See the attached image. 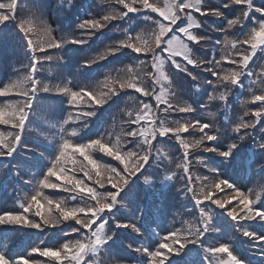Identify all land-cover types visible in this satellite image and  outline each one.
Returning <instances> with one entry per match:
<instances>
[{"label":"snow or ice","instance_id":"obj_1","mask_svg":"<svg viewBox=\"0 0 264 264\" xmlns=\"http://www.w3.org/2000/svg\"><path fill=\"white\" fill-rule=\"evenodd\" d=\"M65 3L70 10L72 0ZM22 7L26 12L18 15ZM44 8V0H0V43L14 42L27 61L14 79L0 81V125L7 129L0 130V172L4 182L31 186L18 210L0 211V264H264V188L247 187L264 180V0H112L102 14L77 16L73 30L59 38ZM197 14L223 19L226 26L209 25ZM140 20L149 31L136 30ZM113 30L118 37L108 35ZM213 31L224 35L214 38ZM101 38L111 43L94 48ZM208 42L219 58L197 54ZM76 52L94 54L72 61ZM123 58L129 63L115 74L109 71L95 84L85 79ZM54 59L68 61L58 67L72 78H40L43 62ZM177 88L191 102L178 103ZM125 96L135 107L120 109L126 119L118 131L115 123L104 128L101 118ZM230 96L243 108L235 121L228 116ZM216 101L223 123L211 111L210 119L201 118ZM44 109L52 120L40 115ZM37 117L44 120L39 131L33 128ZM167 141H175L179 155L169 154ZM194 161L206 171L194 172ZM238 177L246 178L244 188ZM172 184L195 218L153 244L159 233L146 227L149 208ZM45 189L69 195L53 199ZM141 190L147 203L138 199ZM48 228L71 238L59 246L41 240L19 252L8 235ZM227 229L248 255L227 239ZM194 248L198 259L186 260Z\"/></svg>","mask_w":264,"mask_h":264},{"label":"trees","instance_id":"obj_2","mask_svg":"<svg viewBox=\"0 0 264 264\" xmlns=\"http://www.w3.org/2000/svg\"><path fill=\"white\" fill-rule=\"evenodd\" d=\"M27 3H31V0H26ZM88 3V7L93 15L100 13L102 14L104 11L108 10L109 7L112 5V0H93L92 2H89V0H72V4L69 10V5L67 3L61 5V0H44L45 8H44V19L47 20L49 25L53 29H57V31L54 33V35L59 38L61 35H63L66 32L72 31L74 28V21L76 20L77 16L82 17L83 11L85 10L84 4ZM213 2H218V0H213ZM257 3H260V0H257ZM61 7H63V11H61ZM118 7V6H116ZM226 14L231 17V13H228L227 10ZM26 12V8L22 7L18 15H24ZM86 14V13H85ZM84 14V16H85ZM239 11L235 13V15H239ZM258 15V14H257ZM198 16V14H197ZM201 20H205L203 17H199ZM209 25H215V26H226V21L223 19H218L215 17H207L206 18ZM117 24H121L123 22H114ZM132 23V22H131ZM12 24L9 22V27H11ZM136 30L137 31H149L150 25L142 20L136 22ZM60 29H63V31H60ZM107 32V30H105ZM231 33H237V29H231L229 30ZM77 34L78 30H77ZM210 35H212L214 38L217 36L222 37L224 33H218V32H210ZM214 34L216 36H214ZM223 34V35H222ZM109 36L118 37V33L116 30H113L112 32H108ZM95 39V38H94ZM102 39L101 41H96L94 48H100L103 46H106L107 44L111 43V40ZM91 42V41H90ZM209 46L207 49H200L197 54L206 53L209 57H211L213 54L219 58V50L214 49L212 47L211 42H208ZM87 47V46H84ZM50 53H56V50L51 49L49 50ZM92 53H83V52H76L70 54L71 60L76 61L80 59L84 55H93ZM111 59V58H110ZM67 60H53V61H45L43 62V67L40 72V78L49 82H57L59 79H61L63 76L68 75L67 69H61L58 67V65H63L67 63ZM27 61L23 60L21 50L14 42H3L0 43V81L7 82L10 78L14 79L17 74L22 73L25 69L23 68V64H26ZM82 63V60H81ZM107 64L106 61L101 62ZM129 63V60L127 58H123L121 61H116L112 64H107V67L100 69L99 72L94 73L93 75L86 77L85 79L91 80L93 84H95L99 80H103L105 74H107L109 71H113L114 69L123 68L125 64ZM95 67V66H94ZM225 67H231V65L225 64ZM72 72H75V66L72 68ZM113 74L115 72L113 71ZM123 75V73H121ZM207 75V74H203ZM68 78H72V76L68 75ZM76 82L75 79L73 81ZM176 101L178 103H183L185 101L191 102V97L189 94L184 90L183 88H177L176 89ZM41 95H47V94H41ZM135 96H138L139 94H133ZM244 97H241L243 99ZM4 99V98H0ZM230 104H231V111L229 112L228 116L232 120H238L239 117L243 114V108L241 107L239 100H235L234 96H230L229 98ZM154 103V102H153ZM125 106L129 108L135 107V102L133 100H128L127 96H125L124 100L120 101L119 107H113L108 112L104 114V116L101 118L103 120V127L111 129L113 123H115L116 130H119L120 127V121L122 119H126L124 114L120 111L121 108H124ZM249 107H252V105H249ZM103 111V109L101 110ZM208 111H211L216 114V120L218 123L224 122V114L221 110L220 102H212L207 110H204L201 114L202 119H210L208 116ZM41 116L44 117V120H52L53 115L48 109H44L41 113ZM172 117H170L171 119ZM247 119V118H246ZM44 120H41L39 117L36 118V124L33 125L34 129H37V125L44 124ZM47 125H45L46 127ZM0 130H7L6 126L0 125ZM39 131V129H37ZM191 131V130H190ZM81 135H84L81 133ZM185 136L188 135V133L184 134ZM198 135V134H196ZM42 139V137H41ZM166 139V138H165ZM163 147L169 152L170 155H179V153L176 151V149L179 147L175 144V141H167L163 145ZM205 156L211 155V154H204ZM95 157L103 160L105 163H110L112 165H116L118 162L111 160L109 157L103 156L101 153H95ZM78 159L82 160V157H79ZM259 158H257L256 163V170L259 168ZM71 167V163L68 165ZM192 170L194 172H205L206 170L202 169L199 164H197L195 161L192 165ZM155 169H149V172H155ZM76 174L78 176H83L82 172L77 171ZM162 175V173H161ZM55 179V178H53ZM86 179V178H85ZM245 180L246 178H239L238 182L240 183L241 188L245 187ZM87 183H91L90 180L86 179ZM177 184H172L168 190L166 195L164 196L161 205L159 206V221H160V237L159 240L156 241L153 244L159 243L160 239L167 235L169 232L173 231L174 229L185 227V221H192L194 220V216L189 214L184 205H187L188 207H191V204L188 203L187 200H181L177 197L176 188ZM247 187H255L257 191H260L262 188H264V180H256L253 183H249ZM230 191V190H225ZM46 195H50L53 197V199H61L69 193H65L63 191H58L55 189H45L44 190ZM25 194H31V186L30 185H23L22 182L17 184L14 180L9 179L6 182L3 181V172H0V211H3L5 209L7 210H14L16 209V204L19 199H22ZM150 195V193L148 194ZM214 195L224 196V191H217L214 193ZM138 199L143 200L145 203L148 201L145 199V193L141 190L138 193ZM232 203H235V198L232 199ZM158 204V200L155 202L154 205L150 206L149 212L152 211L153 207H155ZM229 207L231 205H228ZM35 209V204L33 205V210ZM18 210V209H16ZM124 212V210H121ZM42 213L47 212L46 207L41 208ZM38 219V218H37ZM73 223V222H68ZM255 223V222H253ZM64 227V226H62ZM2 231V229H0ZM257 231H260L259 225H257ZM227 232L229 233L227 239L230 240L233 244H237V251L241 252L242 254L247 255V247L246 246H239L237 240L234 238V236L231 234V229H227ZM26 233H31V235H27ZM54 229L48 228L46 229L45 233H39L36 232V230H22L18 234L9 232L8 235H13L17 242V248L16 250L19 252H23L25 249L29 248V246H36L37 244H40V241L43 240L47 245L52 246L56 245L59 246V243H62L66 239H70L71 237H64L62 233H57V235H53ZM243 239V238H241ZM153 242V241H152ZM208 243H213V241L209 240ZM192 247V246H190ZM191 258V261H196L198 259L197 257V250L193 249L191 253H189V256ZM186 257V258H188ZM38 259H46L43 257H37ZM115 257H109V259H114ZM185 258V259H186Z\"/></svg>","mask_w":264,"mask_h":264},{"label":"rangeland","instance_id":"obj_3","mask_svg":"<svg viewBox=\"0 0 264 264\" xmlns=\"http://www.w3.org/2000/svg\"><path fill=\"white\" fill-rule=\"evenodd\" d=\"M204 19H206L205 17H203ZM129 23H131V21H129ZM223 35V34H222ZM214 36H216L215 34H214ZM219 50V49H218ZM80 103L81 104H83V101H80ZM150 215H151V213H149V215H148V219L150 218ZM195 249V248H194Z\"/></svg>","mask_w":264,"mask_h":264}]
</instances>
